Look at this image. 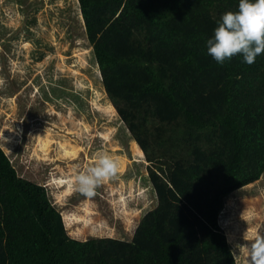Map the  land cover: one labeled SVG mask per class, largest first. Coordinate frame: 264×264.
<instances>
[{
	"label": "trees",
	"instance_id": "trees-1",
	"mask_svg": "<svg viewBox=\"0 0 264 264\" xmlns=\"http://www.w3.org/2000/svg\"><path fill=\"white\" fill-rule=\"evenodd\" d=\"M78 1L158 202L131 238L59 241L0 161V264H237L219 216L264 173V53L221 64L207 40L239 0Z\"/></svg>",
	"mask_w": 264,
	"mask_h": 264
},
{
	"label": "rangeland",
	"instance_id": "rangeland-1",
	"mask_svg": "<svg viewBox=\"0 0 264 264\" xmlns=\"http://www.w3.org/2000/svg\"><path fill=\"white\" fill-rule=\"evenodd\" d=\"M113 107L78 0H0V161L59 241L131 238L157 205L149 162ZM100 152L119 172L86 198L74 176ZM219 223L248 264L239 245L264 232V173L226 198Z\"/></svg>",
	"mask_w": 264,
	"mask_h": 264
},
{
	"label": "clouds",
	"instance_id": "clouds-1",
	"mask_svg": "<svg viewBox=\"0 0 264 264\" xmlns=\"http://www.w3.org/2000/svg\"><path fill=\"white\" fill-rule=\"evenodd\" d=\"M207 52L221 64L236 55L247 64L254 63L264 53V0H239L237 11L225 12L207 40ZM119 168L117 157L97 153L94 163L74 176L75 190L92 198L104 182L116 177ZM239 246L247 252L248 264H264V232L257 231L250 242Z\"/></svg>",
	"mask_w": 264,
	"mask_h": 264
},
{
	"label": "bare ground",
	"instance_id": "bare-ground-1",
	"mask_svg": "<svg viewBox=\"0 0 264 264\" xmlns=\"http://www.w3.org/2000/svg\"><path fill=\"white\" fill-rule=\"evenodd\" d=\"M134 142H135L134 143V146H135L134 149H135L136 154L139 155V156H144L143 150L141 149V147L139 146V144H137L136 140ZM81 219H82V217H81Z\"/></svg>",
	"mask_w": 264,
	"mask_h": 264
}]
</instances>
